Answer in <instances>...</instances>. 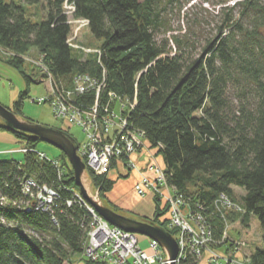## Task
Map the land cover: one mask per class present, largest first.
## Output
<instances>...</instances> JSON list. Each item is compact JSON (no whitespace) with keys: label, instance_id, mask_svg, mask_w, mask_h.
Segmentation results:
<instances>
[{"label":"trees","instance_id":"1","mask_svg":"<svg viewBox=\"0 0 264 264\" xmlns=\"http://www.w3.org/2000/svg\"><path fill=\"white\" fill-rule=\"evenodd\" d=\"M188 1L45 0L46 15L34 22L22 6L0 0V48L16 55L35 48L57 77L106 76V88L133 103L131 127L143 131L149 148L160 155L169 186L204 216L209 246L227 253L238 234L228 231L224 238L225 225L236 219L248 225L255 216L264 241V0H212L218 9L214 26L204 34L197 15L204 8L196 3L194 25L166 37L172 10L167 7L176 5L179 13ZM65 4L73 6V18L87 20L88 31L100 41L101 65L69 47ZM16 55L0 54V59L28 86L31 77ZM26 98L24 90L13 102L16 115ZM93 98L86 93L80 99L87 106ZM13 134L26 148L39 142ZM53 160L39 159L33 150L0 159V264H64L83 254L90 214L81 204H66L75 191L73 171L59 163L60 175ZM86 175L102 203L124 214L105 198L116 179L90 169ZM24 178L57 190L50 210L26 207ZM234 187L244 194L237 198ZM220 194L243 211H216ZM154 204L151 217L137 219L175 236L177 230L168 227V205L157 197ZM249 264H264V246L251 252Z\"/></svg>","mask_w":264,"mask_h":264},{"label":"built area","instance_id":"2","mask_svg":"<svg viewBox=\"0 0 264 264\" xmlns=\"http://www.w3.org/2000/svg\"><path fill=\"white\" fill-rule=\"evenodd\" d=\"M73 12L71 4H65ZM81 21L86 28L87 20ZM70 24V19H68ZM71 32V31H70ZM70 34L67 43L70 47ZM71 48V47H70ZM72 49V48H71ZM82 51H89L80 47ZM96 62L101 65V48L96 50ZM22 58V57H21ZM25 60V58H22ZM27 60V59H26ZM48 85L47 95L32 101L38 104L47 103L57 120L79 127L84 134L82 143L77 144V153L95 175H106L117 164H125L137 172L134 192L138 197L148 193L168 205V227L177 230L173 236L177 241L178 253L173 260L176 264H238L240 248L245 246L242 240H235L233 249L222 253L209 246L212 236L204 216L198 210H192L181 194L176 193L167 183L164 168L161 167L153 153L146 148V137L143 131L134 129L129 122V113L133 103L106 88V76L96 77L76 75L67 78L54 76L49 69L43 70ZM103 73H105L103 71ZM92 93V104H82L81 97ZM35 149H24L27 152ZM36 152V151H35ZM143 152L148 156L142 168L132 156ZM39 159H48L42 152H37ZM149 153V155L147 154ZM152 160L149 162V160ZM58 167L59 162L52 161ZM21 192L26 198V207L44 211L50 210L58 198L57 190L47 185H38L32 178H24ZM32 203V204H31ZM78 203L90 214L89 231L83 247V254L92 262L103 264H169L166 251L153 239H149V251L140 248L136 234L113 226L103 219L88 204L84 197L74 191L67 205ZM216 211L232 210L242 212V208L232 202L226 194H220L214 201ZM228 225H225L224 238H228Z\"/></svg>","mask_w":264,"mask_h":264},{"label":"rangeland","instance_id":"3","mask_svg":"<svg viewBox=\"0 0 264 264\" xmlns=\"http://www.w3.org/2000/svg\"><path fill=\"white\" fill-rule=\"evenodd\" d=\"M6 2H14L17 5L23 7L25 14L28 18H30L34 22H39L46 15L45 10V0H40L38 3H28L26 0H5ZM200 3L204 10H201L197 15L200 18V30L202 33H207L214 26L213 14H215L217 5L213 6L212 0L201 1V0H189L188 2H184L183 6L178 13L176 5H169L167 19L169 21V25L171 29L169 32L165 33L166 37H170L175 33H183L188 26L191 27L193 24L192 20L195 16V11L198 9L194 8V4ZM198 7V6H197ZM66 8L64 7V10ZM72 10L68 7V11H66L68 15V19H70V47L72 48L74 53H78L81 57L88 58L93 56L95 57L96 50L100 47V41L95 39L92 34L88 31V29L84 26L81 21H75L72 16ZM194 25V24H193ZM203 33V34H204ZM164 34L159 32L157 38L160 39ZM203 37L200 38L202 41ZM80 47L86 48L89 51H82L79 49ZM0 54L6 57H12L16 54L13 52H9L7 50H3L0 48ZM18 57L25 58L21 60L24 62V71L26 74L31 77V82L28 86H26V82L22 76V74L15 68L8 66L5 62L0 59V104L11 109L13 106V102L17 99L18 94L24 90H27L28 98H26L23 102V106L20 110L21 113H18L17 116L19 118L30 119L36 123L49 125L51 127H55L58 129L64 130L68 135H70L77 144H80L84 140V134L82 130L74 125H70L67 122H62L54 118L50 107L47 103L37 104L33 103L32 99L38 97H45L48 91V85L46 82V78L43 70L49 69L48 64L46 63L45 56L41 55L35 48H31L26 51L22 55H16ZM27 59V60H26ZM12 111V109H11ZM26 149L24 141L17 138L12 132H9L4 129H0V159L2 158H21L23 156V150ZM33 149V148H27ZM36 152H42L46 155L48 159H56L60 164L67 163L69 166V161L66 156L55 146L39 141L35 145ZM9 153V154H7ZM11 153V154H10ZM79 155V154H78ZM157 161L160 158V155L156 156ZM152 160L150 159L149 162ZM71 168V166H70ZM72 169V168H71ZM137 173V172H136ZM84 186L88 192V194L94 195L96 190L91 184L90 179L84 174ZM116 179V178H115ZM137 177L135 178V181ZM134 181V183H135ZM134 183H133V192H134ZM74 190L80 193L79 188L75 185ZM135 194V192H134ZM234 194L238 198L239 196L244 194V191L240 188L234 187ZM136 195V194H135ZM151 193L137 198V204L133 209L136 213L147 212L141 208L152 211L155 206L154 201L150 199ZM137 196V195H136ZM122 212L126 215H129L132 218L137 219L138 215L133 212H127L123 207H120ZM94 210V209H93ZM95 211V210H94ZM96 212V211H95ZM88 227V231H89ZM91 231V230H90ZM89 231V232H90ZM227 231L231 236L238 234L237 236L239 240L245 242V246L240 248L239 253H241L240 261L238 264H249V256L251 252L256 247H263L264 241L262 239V230L259 226L258 219L255 216L250 217L248 225H242V222L237 220L235 222H231L228 225ZM236 236V235H235ZM234 236V237H235ZM136 238L138 240V244L140 248L144 251H149V237L141 234H136ZM226 240V239H225ZM231 238H229L230 242ZM227 241V240H226ZM64 264H103L100 262H91L85 257L84 254L75 255L69 261Z\"/></svg>","mask_w":264,"mask_h":264},{"label":"water","instance_id":"4","mask_svg":"<svg viewBox=\"0 0 264 264\" xmlns=\"http://www.w3.org/2000/svg\"><path fill=\"white\" fill-rule=\"evenodd\" d=\"M0 125L9 132L30 135L34 139L49 143L58 148L69 161L75 185L79 188L80 194L96 213L113 226L134 234L145 235L157 241L171 260L169 264H176L173 260L177 256L178 245L175 238L168 231L112 210L102 203L98 196V190H96L94 195L88 194L83 182L86 172L85 163L77 153L78 145L76 141L65 131L49 125L36 123L30 119L19 118L2 104H0Z\"/></svg>","mask_w":264,"mask_h":264},{"label":"crops","instance_id":"5","mask_svg":"<svg viewBox=\"0 0 264 264\" xmlns=\"http://www.w3.org/2000/svg\"><path fill=\"white\" fill-rule=\"evenodd\" d=\"M147 154L149 155V153ZM132 157L137 160L138 162L137 165L139 168H142L145 161L148 160L147 158L148 156L143 155V152H139ZM157 163L160 166H163L161 158H159ZM108 175L111 176L112 178H116L112 189L105 194V198L110 204L115 205L118 208L123 207L125 210H127V212H133L138 216H144V217L152 216L154 209L152 211H149L147 209L141 208L147 211V212L140 211L141 213L139 212L136 213L133 211V209L137 204V201L135 200L136 197L140 198L134 194L132 188L135 178L137 177V173L135 171L128 170L124 164L119 163L112 168V170ZM150 199L154 201L153 194L150 195Z\"/></svg>","mask_w":264,"mask_h":264}]
</instances>
